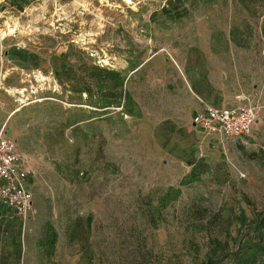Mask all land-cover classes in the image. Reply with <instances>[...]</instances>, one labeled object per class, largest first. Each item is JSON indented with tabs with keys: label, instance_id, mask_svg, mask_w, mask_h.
<instances>
[{
	"label": "rangeland",
	"instance_id": "rangeland-1",
	"mask_svg": "<svg viewBox=\"0 0 264 264\" xmlns=\"http://www.w3.org/2000/svg\"><path fill=\"white\" fill-rule=\"evenodd\" d=\"M166 3L0 0V131L34 194L0 264H264V0ZM247 98L244 139L193 127Z\"/></svg>",
	"mask_w": 264,
	"mask_h": 264
},
{
	"label": "built area",
	"instance_id": "built-area-1",
	"mask_svg": "<svg viewBox=\"0 0 264 264\" xmlns=\"http://www.w3.org/2000/svg\"><path fill=\"white\" fill-rule=\"evenodd\" d=\"M260 107L250 98L229 107L202 101V109L192 125L207 136L224 140H242L248 136L259 117ZM34 211V194L29 187L25 167L16 142L0 131V222L26 223Z\"/></svg>",
	"mask_w": 264,
	"mask_h": 264
},
{
	"label": "trees",
	"instance_id": "trees-1",
	"mask_svg": "<svg viewBox=\"0 0 264 264\" xmlns=\"http://www.w3.org/2000/svg\"><path fill=\"white\" fill-rule=\"evenodd\" d=\"M188 1L190 0H167L166 6L163 10L172 18L181 19L182 17L185 16V13L187 12L186 2ZM259 227L262 230V228L264 227V219L261 221ZM256 252L257 253L254 252L251 253V260L256 261L257 254L260 256L264 254V245L259 244L258 247H256ZM247 262H251V261H247ZM218 263H219L218 259H212V258H209V261L207 262V264H218Z\"/></svg>",
	"mask_w": 264,
	"mask_h": 264
},
{
	"label": "bare ground",
	"instance_id": "bare-ground-1",
	"mask_svg": "<svg viewBox=\"0 0 264 264\" xmlns=\"http://www.w3.org/2000/svg\"><path fill=\"white\" fill-rule=\"evenodd\" d=\"M126 1H128V2H130L131 0H126ZM9 33H12L13 31H14V28L12 27V28H8V30H7ZM19 93V92H18ZM21 94V93H20ZM20 102H24V100H22V99H20Z\"/></svg>",
	"mask_w": 264,
	"mask_h": 264
}]
</instances>
